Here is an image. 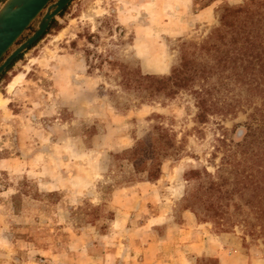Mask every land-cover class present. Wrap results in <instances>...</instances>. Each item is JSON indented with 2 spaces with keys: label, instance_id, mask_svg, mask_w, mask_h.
I'll return each instance as SVG.
<instances>
[{
  "label": "rangeland",
  "instance_id": "obj_1",
  "mask_svg": "<svg viewBox=\"0 0 264 264\" xmlns=\"http://www.w3.org/2000/svg\"><path fill=\"white\" fill-rule=\"evenodd\" d=\"M245 1L71 0L53 19L56 24L6 69L0 79V264H182L178 247L170 243L160 245L155 261L142 258L152 237L150 225L179 224L184 210L194 214L210 250L219 249L225 258L221 264H264L259 226L251 230L241 222L223 231L194 213L200 205L196 190L207 181L204 170L217 176L222 166L231 179L226 154L237 162L242 150L264 148V134L254 125L253 134L245 135L250 116L258 117L257 109L264 106V70L261 74L256 67L247 74L249 83H220L213 74L207 85L211 101L228 110L198 123L189 90L136 105L132 93L97 68L109 54L144 73L167 75L182 41L200 44L219 25L225 3ZM41 15L15 45L35 30ZM91 51L95 57L87 54ZM17 75L21 78L9 89ZM156 124L174 144L165 147L170 152L161 159L159 178L148 181L144 172L133 173L130 161H116L112 153L138 139L153 140ZM190 169L201 173L187 180ZM115 183L108 194L104 187ZM128 190L133 201L121 213ZM188 195L194 208L187 206ZM237 196V219L255 222L252 205ZM163 225L155 231L160 238ZM216 257H188L187 264H220Z\"/></svg>",
  "mask_w": 264,
  "mask_h": 264
},
{
  "label": "trees",
  "instance_id": "obj_2",
  "mask_svg": "<svg viewBox=\"0 0 264 264\" xmlns=\"http://www.w3.org/2000/svg\"><path fill=\"white\" fill-rule=\"evenodd\" d=\"M54 24L56 21L52 20L48 29ZM87 54H92L91 57L96 55L93 51ZM19 56L12 61L7 70ZM91 57L88 56L87 62L92 59ZM105 62L109 65L104 66ZM256 67H260L262 74L264 70V0H246L238 6L225 3L219 15V25L211 30L205 40L200 44L187 41L180 43L177 62L172 65L167 75L144 73L138 65L131 66L128 62L116 61L109 54L102 59V63L97 65L106 77H113L122 90L132 93L136 105L170 99L181 90H189L195 98L197 108L195 119L198 123L204 122L209 114L226 113L228 110L223 106L218 107L211 101V90L207 85L213 74L217 75L220 83L228 79L239 80V83H249L250 77H247V74L252 75V70L254 72ZM5 72L0 74V79ZM100 87L103 86L100 85ZM111 93L114 94V91ZM119 104L117 101L114 103L116 107ZM256 112L259 116L255 117L256 113L250 116L252 122L247 126L246 137L250 135V132L253 134L255 128L264 134V106L258 108ZM154 129L157 136L153 140L138 139L134 146L112 153L116 161L120 159L130 161L133 173L144 172L148 181L159 178L161 159L170 152L166 148L174 144L172 136L166 129L157 124ZM223 134L219 139L222 143L225 138ZM242 152L243 158L237 162L230 160L231 153L225 155L226 163L230 164L234 172L231 179L223 175L222 166L218 168L217 176L204 170L207 181L196 190L198 192L196 199L200 205L194 208L189 202L191 195H188L187 206L194 208L198 220L202 215L204 221L211 222L223 231H229L241 222L245 226H250L251 230L259 226V230L264 231V148L261 151L252 149L250 153H246V150ZM147 161L151 162L149 166ZM200 173L197 169H190L184 176L189 180L198 177ZM116 183L104 187L108 194L115 189ZM229 184L230 187H228ZM233 194H237V198L240 199L245 197L249 207L252 205V215H254L252 217L255 222L237 219L235 215L239 214L237 211L240 204L234 199ZM230 205L234 207L233 212L230 211ZM93 210L94 216L97 217L98 207H93ZM215 261H218V257Z\"/></svg>",
  "mask_w": 264,
  "mask_h": 264
},
{
  "label": "water",
  "instance_id": "obj_3",
  "mask_svg": "<svg viewBox=\"0 0 264 264\" xmlns=\"http://www.w3.org/2000/svg\"><path fill=\"white\" fill-rule=\"evenodd\" d=\"M71 0H5L0 5V74L47 30ZM35 30L15 45L29 25L40 15Z\"/></svg>",
  "mask_w": 264,
  "mask_h": 264
},
{
  "label": "crops",
  "instance_id": "obj_4",
  "mask_svg": "<svg viewBox=\"0 0 264 264\" xmlns=\"http://www.w3.org/2000/svg\"><path fill=\"white\" fill-rule=\"evenodd\" d=\"M128 192L130 191H127L126 198L123 199L122 204L120 205V208L118 210L121 213L125 212L123 210L126 207L125 203L132 204L133 197L128 196ZM151 202L155 203L156 201ZM140 206L142 205L139 204V207ZM131 210L132 208L129 209L128 213H131ZM157 215L158 213H153L152 218L156 219ZM181 216L182 222H180L179 224L173 222L171 223L169 221H162L161 223L154 222L150 225L152 237L146 242V245L143 248L144 251L142 259L145 262L155 261L157 259L160 245L162 243H170L171 245L178 247V260L182 264H187V261L189 263L188 257L192 258L206 254L216 255L221 264V262L225 258L222 259V255L219 249H214L215 251H211L212 249L210 250V245L208 243L209 239L206 238L205 235L199 230V226L195 220L194 214H192L189 210H184ZM161 224H164L163 229L165 231V234L163 238H160L155 234L156 229H158Z\"/></svg>",
  "mask_w": 264,
  "mask_h": 264
},
{
  "label": "bare ground",
  "instance_id": "obj_5",
  "mask_svg": "<svg viewBox=\"0 0 264 264\" xmlns=\"http://www.w3.org/2000/svg\"><path fill=\"white\" fill-rule=\"evenodd\" d=\"M20 78H21V75H17V76H15L14 79L9 83L8 88H9V89H12L13 86L15 85V83H16ZM2 104H3V100H2V98L0 97V105H2Z\"/></svg>",
  "mask_w": 264,
  "mask_h": 264
}]
</instances>
